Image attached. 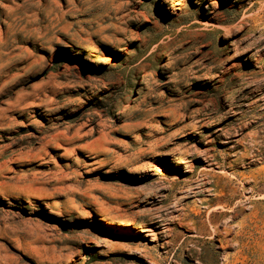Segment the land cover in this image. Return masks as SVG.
<instances>
[{
  "label": "rangeland",
  "instance_id": "rangeland-1",
  "mask_svg": "<svg viewBox=\"0 0 264 264\" xmlns=\"http://www.w3.org/2000/svg\"><path fill=\"white\" fill-rule=\"evenodd\" d=\"M0 264H264V0H0Z\"/></svg>",
  "mask_w": 264,
  "mask_h": 264
}]
</instances>
